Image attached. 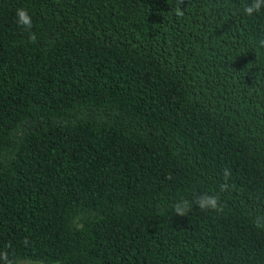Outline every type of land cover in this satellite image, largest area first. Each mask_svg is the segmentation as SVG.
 Segmentation results:
<instances>
[{"label": "trees", "instance_id": "16d2710c", "mask_svg": "<svg viewBox=\"0 0 264 264\" xmlns=\"http://www.w3.org/2000/svg\"><path fill=\"white\" fill-rule=\"evenodd\" d=\"M250 2L0 0V249L22 264H264ZM202 193L224 211L173 210Z\"/></svg>", "mask_w": 264, "mask_h": 264}, {"label": "clouds", "instance_id": "9594fccd", "mask_svg": "<svg viewBox=\"0 0 264 264\" xmlns=\"http://www.w3.org/2000/svg\"><path fill=\"white\" fill-rule=\"evenodd\" d=\"M262 10H264V0H251L250 3L244 4L242 13L246 16H253L254 14H259ZM177 15H182L179 9H177ZM16 23L28 32V38L31 42L36 41V34L32 31V17L26 8L21 7L16 9ZM258 44L260 47H264V38H261ZM221 175L222 182L219 184V191H229L234 187V185L228 183L232 175L231 169L224 168ZM193 203L204 211H213L216 213H222L224 211V205L221 203L219 195L209 193L200 194L194 201L181 198L174 203L173 210L176 214L184 216L191 210ZM252 222L256 228L264 230V214L254 217ZM0 264H22V261L7 249H0Z\"/></svg>", "mask_w": 264, "mask_h": 264}]
</instances>
